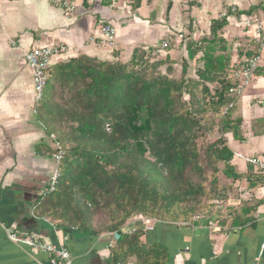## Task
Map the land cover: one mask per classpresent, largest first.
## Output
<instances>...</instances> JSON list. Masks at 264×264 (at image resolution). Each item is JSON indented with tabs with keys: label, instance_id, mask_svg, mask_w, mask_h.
I'll return each mask as SVG.
<instances>
[{
	"label": "trees",
	"instance_id": "obj_1",
	"mask_svg": "<svg viewBox=\"0 0 264 264\" xmlns=\"http://www.w3.org/2000/svg\"><path fill=\"white\" fill-rule=\"evenodd\" d=\"M254 9L229 10L211 22L210 37L186 43L196 79L187 76V60L182 61V77L174 79L170 67L165 74L158 72L164 61L173 60L166 56L150 62L147 52L140 50L127 63L80 56L53 65L45 101L58 88L68 90L74 104L66 118L68 132L61 134L43 124L64 150L56 189L41 203L43 216L64 232L90 237L118 234L111 264H126L133 255L137 264H166V249L144 244L143 230L122 233L138 217L191 225L200 224L206 215L207 222L213 218L212 202L221 196L228 202L233 189V183L219 185V174L233 182L243 178L232 166L234 155L226 145L227 134L235 141L244 139L235 106L223 113L234 101L229 95L234 81L231 47L221 32L230 16L250 15ZM257 54L250 50L246 55ZM200 86L203 98L196 95ZM209 113L220 116L219 137L200 145L213 130ZM66 114L60 112L62 118ZM259 123L264 127V119ZM257 181L264 184V176ZM255 185L249 182V187ZM258 204L255 200L226 205L225 215L215 220L221 226L251 224ZM101 215L106 221L97 229L92 221Z\"/></svg>",
	"mask_w": 264,
	"mask_h": 264
},
{
	"label": "crops",
	"instance_id": "obj_2",
	"mask_svg": "<svg viewBox=\"0 0 264 264\" xmlns=\"http://www.w3.org/2000/svg\"><path fill=\"white\" fill-rule=\"evenodd\" d=\"M251 8L256 9L250 15L230 16L221 34L231 47V64L247 58L250 50L261 57V66L235 101L244 141L226 135L234 155L231 164L243 176L235 182L226 179L233 183L226 205L258 201L254 221L221 226L215 214L198 225L154 221L153 230L146 232V218L138 217L122 233L143 230L144 244L166 249V264H264V184L257 181L260 172L245 160L264 159V127L259 123L264 119V0H77L70 17L51 0H0V264H50L47 254L11 242L7 228L65 247L72 264H111V250L119 239L113 234L64 232L43 216L41 203L54 168L53 145L34 102L25 54L34 48L64 46V55L52 57V67L80 56L127 63L135 50L155 49L171 60H187L191 71L195 63L188 60L186 43L210 37L211 22L229 10ZM245 20L252 21L250 27ZM105 24L115 27L113 47L97 43ZM166 39L167 48L160 50ZM249 182L257 186L249 187ZM220 213L225 215V210ZM126 264H137L136 256Z\"/></svg>",
	"mask_w": 264,
	"mask_h": 264
},
{
	"label": "built area",
	"instance_id": "obj_3",
	"mask_svg": "<svg viewBox=\"0 0 264 264\" xmlns=\"http://www.w3.org/2000/svg\"><path fill=\"white\" fill-rule=\"evenodd\" d=\"M52 3L63 10L66 17L72 16L76 11L77 0H51ZM250 20H245L244 25L250 27ZM259 29V28H258ZM116 30L110 24H105L101 27L100 37L97 43L101 46L113 47L115 45ZM92 41V40H91ZM169 40L166 39L160 46L162 50L166 49ZM66 48L64 46L40 47L34 48L25 54V61L32 73V82L34 87V102L39 105L43 99L44 90L49 79V71L51 68V59L56 55H64ZM261 66V57L259 54L238 60L231 64V77L234 81V86L230 88L229 95L234 99L224 110L234 108L235 101L240 98L246 88L249 86L256 70ZM106 130L109 131L108 126ZM49 139L53 145V153L51 155L53 161V171L49 180L48 192L52 193L56 189V185L60 178V167L64 158V150L61 142L54 134H49ZM246 162L253 166L260 174L264 176V159L259 157L245 158ZM152 219H144V231L153 230ZM130 230L128 233L133 232ZM9 240L15 244L22 245L34 252L47 254L50 258V264H72L70 252L61 245H54L41 240L34 235H21L14 232L12 229H6ZM258 260V259H257ZM121 264V263H119ZM256 264V263H255Z\"/></svg>",
	"mask_w": 264,
	"mask_h": 264
},
{
	"label": "rangeland",
	"instance_id": "obj_4",
	"mask_svg": "<svg viewBox=\"0 0 264 264\" xmlns=\"http://www.w3.org/2000/svg\"><path fill=\"white\" fill-rule=\"evenodd\" d=\"M239 21V20H238ZM238 28L243 29V26H239ZM162 50V49H160ZM244 51V49H242ZM249 52V51H248ZM241 54H245L244 52H242ZM165 55H161L159 54L155 49L154 51H148L146 53V58L148 59V61L150 62H156L158 60H165ZM67 61V60H66ZM65 62V61H64ZM170 67L172 68V71L170 72V76L174 79H180L182 77V67H183V63L182 61H172V64L169 62H165L164 64L158 69V72H161L162 74L167 73V68ZM190 69V65L188 64V73L187 76H192L193 78L196 79L195 77V67L192 68L191 71H189ZM46 91H47V87L44 90V94H43V99L41 100L40 104L41 107L38 109L40 115L43 117L42 121L43 124L46 126H50L52 127L55 131H57L58 133L60 132L61 134L66 133L69 131V124L66 120L68 114L70 113V111L73 109V100L72 97H70L69 91H65L62 92L60 89H56L54 91H51L49 93V97L48 100L45 101V96H46ZM196 95L198 98H203V95L201 94V86L198 88V90H196ZM186 99H188V97H186ZM206 100V98H205ZM45 101V102H44ZM51 110H53L54 112H51ZM60 112L62 113V115H64L65 113L66 116H64V118L61 117ZM207 118L209 120V125L213 127V130L211 133H209L208 135H206L204 138H202L199 143L200 145H206L209 144L211 142H213L214 140H216L219 137V133L216 130V127L218 126L219 123V119L220 116L217 115H213V114H207ZM222 169V167H221ZM219 185L221 186H225L226 185H230V183H227L226 178L222 175V173L219 174ZM233 188V185H232ZM213 204V209H212V214H216L217 216L220 214V216H224V213H220V211L224 210V206H226L227 201H225L224 198L218 197L216 200H214L212 202ZM204 216V215H203ZM209 215L204 216V220H206V218L208 219ZM95 219V220H94ZM93 219L92 223L94 224L95 227L100 228L105 224L106 218L104 216H96Z\"/></svg>",
	"mask_w": 264,
	"mask_h": 264
},
{
	"label": "water",
	"instance_id": "obj_5",
	"mask_svg": "<svg viewBox=\"0 0 264 264\" xmlns=\"http://www.w3.org/2000/svg\"><path fill=\"white\" fill-rule=\"evenodd\" d=\"M114 237H115V238H119V235H118V234H114Z\"/></svg>",
	"mask_w": 264,
	"mask_h": 264
}]
</instances>
